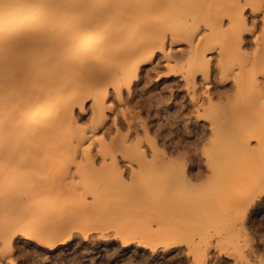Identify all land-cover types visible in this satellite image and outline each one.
Listing matches in <instances>:
<instances>
[{
    "label": "rangeland",
    "instance_id": "obj_1",
    "mask_svg": "<svg viewBox=\"0 0 264 264\" xmlns=\"http://www.w3.org/2000/svg\"><path fill=\"white\" fill-rule=\"evenodd\" d=\"M236 1L247 23L240 47L225 32L210 33L203 23L187 28L178 42L167 40L164 54L138 71L131 94L123 90L122 103L108 87L106 118L99 128L95 129L91 102H85V112L75 109L77 126L86 133L83 147L89 149L87 156L60 159L27 153L22 160L0 154V264H8L10 259L16 264H195L187 255V246L168 251L159 247L151 252L136 245L123 247L114 239L119 230L124 234L131 227L150 225L156 230L161 225L165 230L180 224L193 226L194 236L189 234L195 242L210 240L206 264H239L225 257L235 254L237 244L224 224L232 222L238 209L233 188L241 192L252 188L245 184L247 189L243 185L245 190H241L236 181L242 183L252 173L256 160L258 166L264 161V142H249L246 150H254L252 167L245 160L249 153L235 150V138L230 135L236 128L242 130L255 122L258 126L261 120L254 82L264 87V3L256 2L254 12L244 7V0H221L220 5L227 8ZM204 36L213 42V49L204 51L209 60L208 80L204 82L198 75L196 89L188 90L181 75H172L176 69L164 55L171 60L182 55L186 62L189 41ZM255 53L261 60L248 72L247 61ZM206 87L212 95L210 105L203 97ZM260 94L264 102L263 89ZM104 146L115 147L113 157L101 154ZM235 158L242 161L235 162ZM111 160L119 173L110 166ZM169 161L182 165L189 177L199 170L202 176L191 177V185H187L173 176ZM260 167L257 175L264 172V165ZM74 213L76 217H72ZM250 216L255 220L254 249L263 261L255 264H264V205ZM10 226L18 231L12 238L14 250L8 254L4 236ZM87 229L85 238L82 232ZM59 231L70 237L52 251L34 241ZM188 238L180 239L188 244Z\"/></svg>",
    "mask_w": 264,
    "mask_h": 264
},
{
    "label": "bare ground",
    "instance_id": "obj_2",
    "mask_svg": "<svg viewBox=\"0 0 264 264\" xmlns=\"http://www.w3.org/2000/svg\"><path fill=\"white\" fill-rule=\"evenodd\" d=\"M258 1L264 3V0H244V7L254 12L259 4L255 8L253 5ZM220 2L221 0H0V141L3 142L0 154L22 160L27 153H43L60 159L67 155L72 158H76L77 154L87 156L89 149L83 147L86 133L77 126L75 109L85 112V102H91L90 111L96 123L95 129L99 128L106 118L104 112L108 87L112 88L118 102L122 103L123 90L128 95L131 94L138 71L152 63L158 54H164L167 40L176 43L184 36L187 28L198 27L203 23L210 33L225 32L227 38L240 47L247 26L240 2L229 3L227 8L221 7ZM225 22L227 26L223 31ZM211 49V38L204 36L197 41H189L186 62L181 59L182 55L173 60L169 55L165 54L164 57L174 64L176 70L172 71V75H181L186 88L194 91L198 75L204 82L208 80L209 60L205 58L204 51ZM239 54L244 55L241 52ZM251 58L247 61L251 67H248V72L253 71L252 68L261 60V56L256 53ZM254 88L258 94L255 102L261 109V120L257 121L260 125L258 123L257 126L255 122L256 125L253 123L247 129L236 128L230 135L235 138V150L242 151L241 154H251L245 158L246 162L253 164L250 167L254 166L255 159L252 155L254 150H246L249 142H264V102L259 98L264 87L254 82ZM203 97L209 105L212 103V95L207 87ZM145 125L144 122L140 124L145 135H148V127ZM203 134L201 131L200 138L204 137ZM123 138L126 140V136ZM137 144L139 142L134 147ZM149 145L152 151L157 149L156 145ZM114 152V146H104L101 149L102 155L112 156ZM113 161L111 160V164ZM240 161L242 159L235 158V162ZM256 161L257 166L251 167L252 173L253 169L256 173L242 178V183L241 179L236 181L241 190L243 185L252 188L243 192L233 188L238 209L236 216L230 218L232 222L224 224L227 225L228 233L234 237V244H237L235 254L232 252L225 257L234 258L239 264L263 262L257 253L258 249H254L257 244L255 229L252 228L255 220L250 216V212L264 205V172L260 171L261 174L257 175L264 161L260 162V166ZM168 165L175 174L172 173L173 176L181 178L187 185H191V177L199 179L202 176L199 170L189 177V174H185V168L174 161H169ZM110 166L120 172L115 164ZM258 199L263 202L257 203ZM72 217H76L75 213ZM192 227L180 224L164 227L165 230L163 227L157 228L160 231L157 232L150 225L141 228L142 231L131 227L132 231L128 226L129 231L126 232L125 229L126 233L122 234L123 231L120 233L119 230L114 239L119 240L123 247L136 245L151 252L159 247L168 251L187 246V255L191 256L195 264H206L212 244L205 238L195 242L190 237L192 234L194 236L190 230ZM15 228H7L4 236L8 254L14 250L12 238L18 231ZM197 228L200 229L198 225ZM88 230L82 232L83 237H88ZM186 230L190 232L187 231L184 235ZM63 233L59 231L32 239H35L39 247L52 251L69 239L70 236L66 234L68 237H65ZM188 235L191 240L187 244L186 240L180 238L183 236V239H187ZM8 264L16 263L10 259Z\"/></svg>",
    "mask_w": 264,
    "mask_h": 264
},
{
    "label": "snow or ice",
    "instance_id": "obj_3",
    "mask_svg": "<svg viewBox=\"0 0 264 264\" xmlns=\"http://www.w3.org/2000/svg\"><path fill=\"white\" fill-rule=\"evenodd\" d=\"M223 264H230V262H223Z\"/></svg>",
    "mask_w": 264,
    "mask_h": 264
}]
</instances>
